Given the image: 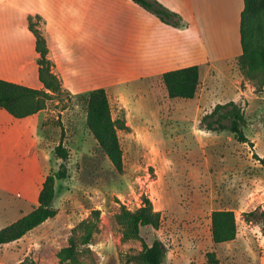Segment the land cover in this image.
<instances>
[{"label": "rangeland", "instance_id": "1", "mask_svg": "<svg viewBox=\"0 0 264 264\" xmlns=\"http://www.w3.org/2000/svg\"><path fill=\"white\" fill-rule=\"evenodd\" d=\"M32 24L43 29L37 19ZM5 41L24 43L17 35ZM16 53L27 65L31 51ZM228 66L230 71L213 75L212 88L199 102L169 99L158 80H152L148 94L142 86L135 96L107 88L112 117L125 126L118 131L121 173L86 127L87 92L55 96L33 119L0 111V229L36 207L47 175L61 165L67 174L55 183L56 216L20 240L0 245V264L25 258L57 264L56 252L92 210L100 211V222L85 264H145L139 258L142 242L154 240L165 247L163 264H199L210 251L220 264H264V85L260 75L247 78L238 66ZM230 101L240 106L243 132L252 145L238 143L228 132L201 128L205 114ZM60 142L68 153L65 161L54 153ZM142 197L160 213V225L141 228L139 239H124L122 211H134ZM217 210L235 215L238 232L232 242L211 240L210 216Z\"/></svg>", "mask_w": 264, "mask_h": 264}, {"label": "crops", "instance_id": "2", "mask_svg": "<svg viewBox=\"0 0 264 264\" xmlns=\"http://www.w3.org/2000/svg\"><path fill=\"white\" fill-rule=\"evenodd\" d=\"M156 1L180 15L187 27L178 30L168 26L131 0H0V79L34 89L42 87L35 38L27 23L29 16H39L44 20L48 59L72 95L118 87L135 96L139 86L148 94L152 80H158L167 96L163 73L198 66L197 93L193 99L181 100L186 104L195 99L199 102L212 88L209 82L216 80L214 74L230 71L228 64L237 66L243 1ZM14 35L24 39L22 46L5 41ZM16 50L31 51L27 65L20 64ZM201 86L203 92L199 93Z\"/></svg>", "mask_w": 264, "mask_h": 264}, {"label": "trees", "instance_id": "3", "mask_svg": "<svg viewBox=\"0 0 264 264\" xmlns=\"http://www.w3.org/2000/svg\"><path fill=\"white\" fill-rule=\"evenodd\" d=\"M146 12L155 16L160 22L176 28L185 29L187 23L177 13L167 9L156 0H131ZM243 9L240 13L239 36L241 55L236 65L247 78L260 75L264 85V0H242ZM41 22L39 16H29L28 29L35 38V52L38 81L41 88L34 89L17 83L0 79V109L15 119H23L45 109L47 102L62 93L70 92L63 86L62 80L53 70V64L48 59V48L44 30H36L32 20ZM161 80L169 99H193L199 85V67L190 66L165 72ZM85 124L97 145L110 161L114 170H123L122 149L119 143L118 131L125 129L123 123L113 119L107 92L104 88L93 89L87 93ZM200 126L207 132H228L238 143H248L243 129L246 120L240 106L232 101L217 104L213 110L200 120ZM264 129V118L262 120ZM57 159L65 161L67 150L61 142L55 147ZM67 176L65 167L47 175L42 182L37 205L28 214L0 229V245L16 242L27 233L34 230L57 214L54 207L56 198V180ZM124 239H139L141 228L157 229L160 225V213L153 209L147 197L141 198V205L134 211H122ZM100 211L92 210L87 218L71 229L66 246L60 248L55 257L57 264H85V259H91L89 246L98 232ZM238 232L235 215L229 210L213 211L210 216V235L214 245L232 242ZM165 247L159 240L150 245L142 242L139 258L145 264H163ZM19 264H37L31 258H25ZM199 264H220L214 251L205 254L204 261Z\"/></svg>", "mask_w": 264, "mask_h": 264}]
</instances>
